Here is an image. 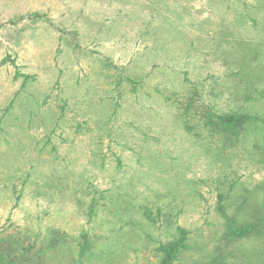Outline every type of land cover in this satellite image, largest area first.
<instances>
[{"label":"rangeland","instance_id":"374dc122","mask_svg":"<svg viewBox=\"0 0 264 264\" xmlns=\"http://www.w3.org/2000/svg\"><path fill=\"white\" fill-rule=\"evenodd\" d=\"M179 230L173 264H264V0H0V251L159 264Z\"/></svg>","mask_w":264,"mask_h":264},{"label":"trees","instance_id":"16d2710c","mask_svg":"<svg viewBox=\"0 0 264 264\" xmlns=\"http://www.w3.org/2000/svg\"><path fill=\"white\" fill-rule=\"evenodd\" d=\"M214 116V117H213ZM212 117L216 120V123L212 120ZM255 117H251L250 115H242V114H229V115H212L208 114L206 126H214L218 129H222L223 131L231 134L237 135L239 130L243 127L245 123L248 121L255 120ZM256 230L254 226H244L235 228L228 223V231L226 233L227 239L234 238H242ZM179 236L174 241L161 245L159 248L160 253L162 254L161 261L159 264H173L176 259L177 253L183 248L184 240H185V232L179 230ZM83 252V249L81 250ZM82 254V253H81ZM17 259V258H15ZM0 264H14L12 261V257L7 253H3L0 251Z\"/></svg>","mask_w":264,"mask_h":264}]
</instances>
